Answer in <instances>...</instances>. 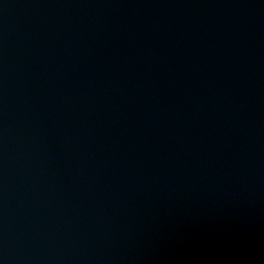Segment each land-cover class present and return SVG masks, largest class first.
Listing matches in <instances>:
<instances>
[{
  "label": "water",
  "instance_id": "water-1",
  "mask_svg": "<svg viewBox=\"0 0 264 264\" xmlns=\"http://www.w3.org/2000/svg\"><path fill=\"white\" fill-rule=\"evenodd\" d=\"M71 8L118 264H264V0Z\"/></svg>",
  "mask_w": 264,
  "mask_h": 264
}]
</instances>
